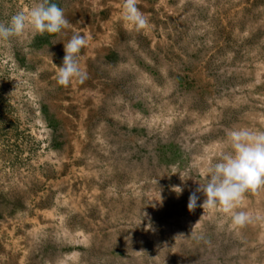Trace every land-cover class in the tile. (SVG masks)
<instances>
[{
  "label": "rangeland",
  "instance_id": "1",
  "mask_svg": "<svg viewBox=\"0 0 264 264\" xmlns=\"http://www.w3.org/2000/svg\"><path fill=\"white\" fill-rule=\"evenodd\" d=\"M50 3L68 27L0 41V264H264V187L240 229L188 209L227 131H264V0H138L139 32L123 0ZM77 32L87 79L60 86Z\"/></svg>",
  "mask_w": 264,
  "mask_h": 264
},
{
  "label": "clouds",
  "instance_id": "2",
  "mask_svg": "<svg viewBox=\"0 0 264 264\" xmlns=\"http://www.w3.org/2000/svg\"><path fill=\"white\" fill-rule=\"evenodd\" d=\"M137 4L138 0H123L120 15L125 27L139 32L148 27L149 21ZM68 25L69 20L65 18L62 8L50 3V0H41L29 9L17 12L7 24L0 22V41L19 37L26 29H30L34 35L57 34ZM88 39L77 32L64 43L62 66L57 67L55 75L58 85L67 87L74 81L83 83L87 79V73L79 62V53L87 46ZM226 137L230 150L219 152L217 162L206 168V183L199 184L191 193L188 209L192 211L197 207V193H203L205 199L199 205L203 210H216L230 216V227L240 229L251 223L253 217L247 211L235 209L245 193L264 187V131L232 129L227 131ZM175 191L178 195L182 194L179 187Z\"/></svg>",
  "mask_w": 264,
  "mask_h": 264
}]
</instances>
